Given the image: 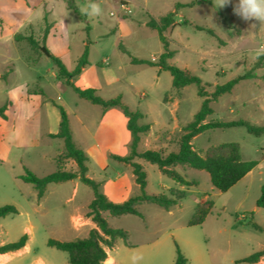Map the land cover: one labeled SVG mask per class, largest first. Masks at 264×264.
<instances>
[{
	"label": "rangeland",
	"instance_id": "1",
	"mask_svg": "<svg viewBox=\"0 0 264 264\" xmlns=\"http://www.w3.org/2000/svg\"><path fill=\"white\" fill-rule=\"evenodd\" d=\"M196 1L199 0H129L126 14L121 0H95L102 14L89 17L80 11L88 0H74L77 11L68 8L65 0H0V80L6 78L0 81V106L14 101L17 110L21 109V95L26 91L40 95L44 91L46 95L28 120L26 141L5 152L0 161V207L16 206L13 202L21 201L22 194L35 191L33 185L19 178L24 167L39 177L58 169L57 156L64 153V141L49 136L56 130L59 117L53 101L67 111L76 144L84 151L95 146L106 159L104 167L98 158L90 157L87 162V176L98 183L99 192L114 203L140 194L132 167L109 156L131 153L132 134L122 111H104L80 98L65 84L48 56L24 36L41 42L45 28L55 23L46 48L50 53H62L59 56L70 71L75 69L89 40V64L73 83L80 88H95L97 96L104 100L121 96L131 110L143 114L140 125H151L148 132L141 134L137 152L162 150L169 154L178 149L176 140L193 121L203 98L194 83L180 90L173 88L171 74L156 65L164 47L158 32L147 23L176 10L177 4ZM201 2L177 9L176 24L165 31L169 50L174 53L167 63L189 69L211 94L216 85L229 82L261 61L263 67L255 70L256 79L240 81L231 93L211 102L214 113L207 121L247 120L264 126V55L255 56L256 49L264 45V29L259 21H246L234 13L238 0H231L223 8H217L214 0ZM196 26L214 30L217 37ZM16 35L23 36L16 40ZM133 58L141 63H134ZM15 109L13 106L10 110L11 119L16 116ZM224 143H238L244 161L259 162L245 180L227 192L216 189L207 172L177 166V171L194 185L180 188L185 190V197L170 210L143 204L139 208L143 218L103 212L110 226L130 234L128 242L118 239L111 251L118 264H132L133 254L143 257L139 264H174L176 244L188 264H251L244 259L256 252L263 255L255 264H264V231L247 224L248 212L253 211L254 221L264 229V208L256 207L264 184V135L232 127L208 130L192 140L193 148L201 155ZM134 160L144 165L149 193L169 195L171 188L178 187L156 165L141 157ZM59 164L67 171L78 170L76 162L63 155ZM75 185L74 181L50 184L45 198L31 204L33 210L21 209L16 215L1 218L0 240L17 241L26 234L22 233L24 226L40 224L32 248L68 262V254L48 246V239L71 241L88 236L95 228L92 224L78 227L72 219L78 215L89 217L88 205L95 196L89 185L78 180V190L74 191ZM207 200L214 203L212 212L203 224L190 226L196 206Z\"/></svg>",
	"mask_w": 264,
	"mask_h": 264
},
{
	"label": "trees",
	"instance_id": "2",
	"mask_svg": "<svg viewBox=\"0 0 264 264\" xmlns=\"http://www.w3.org/2000/svg\"><path fill=\"white\" fill-rule=\"evenodd\" d=\"M65 3L68 8H72L76 11L78 10L74 0H65ZM201 3V0H199L190 5L177 4L176 10L171 11L159 20L151 19L147 23L150 28L158 32L164 47V53H162L160 61L156 65L160 70L168 71L171 74L173 88L180 90L181 88L194 83L197 86L198 95L203 98L201 108L195 114L193 121L184 127V133L176 140L178 149L169 154H164L162 150H147L141 154L137 152L141 134L148 132L151 126L140 125L138 121L143 117V114L139 111L131 110L130 107L122 101L121 96L104 100L97 96V90L95 88H80L71 82V80L78 76L89 64V40L86 42L85 50L82 56L78 59L75 69L71 71L66 68L60 57H57L49 52L48 58L54 66H56L59 76L67 85L73 88L75 93L80 98L88 100L94 105L101 106L104 111L110 108H119L127 118V127L132 134L131 153L128 156H120L116 154H110L109 156L114 160L126 163L132 167L135 181L140 188L139 195L132 196L128 200L121 203H114L104 194L100 193L98 190V183L94 179L87 176V162L89 161V158L85 151L80 148L73 139L67 111L63 106L53 102L54 106L59 110L60 123L59 131L56 134H51L50 137L60 138L64 141V153L62 155L73 159L76 162L78 170L72 172L63 169L59 164V159L62 155H58V169L54 173L44 177H39L24 167V172L19 175V178L24 183L32 184L37 190L40 198L43 196L46 187L49 184L66 182L76 178H79L81 182L89 185L94 190V199L88 205V216L91 217L97 227L92 229L88 236L83 238H76L71 241H59L49 238L47 241L48 246L62 250L68 254L69 264H105L108 258L106 248H113L119 238L128 242L130 237L129 232L110 226L106 218L103 216V212H109L113 216L135 215L143 218V215L139 210L141 205L155 204L168 211L173 206L179 204L185 197V190L180 188H172L169 195L163 193H149L147 191V172L141 163L134 160L136 157H141L148 163L156 165L162 174L171 178L180 187L187 188L194 185V183L189 181L186 176L178 172L176 169L177 166H188L196 170L205 171L209 174L212 185L221 192H227L258 165L259 162L256 160H242L240 145L238 143H224L218 146H212L207 150L205 155H201L193 148V138L205 131L213 129L243 127L249 134L255 136L264 135V126L253 124L247 120L225 122L210 119L207 121V119H209L214 113V110L211 107V102L217 100L220 96L226 93H231L233 88L240 81L257 78L258 75L255 70L263 67L261 61L258 60L254 64L253 68L244 74L237 76L223 85H216L211 94H208L201 79L193 76L189 69L179 68L167 63V59L172 58L174 53L169 50V44L165 36V31L176 24L175 15L177 13V9ZM187 23L188 21L185 19V24ZM49 29L50 27L45 28L41 42L36 41L31 36H24V39L28 40L32 43V45H37L41 50L42 47H46L45 39ZM196 29L200 31H207L211 35L217 37L212 29L202 26H196ZM19 36L23 35H16L15 39L17 40ZM120 48L124 53L129 54L123 45H120ZM132 61L134 63H141V61L136 58H133ZM2 79L5 80L6 78ZM41 95L46 96L44 91ZM8 106V102L3 106H0L1 119L7 120ZM213 207L214 203L211 200L198 204L189 221V225L196 226L203 224L207 216L212 212ZM256 207L264 208V184L261 186V192L256 201ZM17 213L18 210L14 205L9 204L0 207V218H5ZM248 214L250 215V219L247 224H251L255 229L264 231V229L254 221V212L251 211L248 212ZM27 238L28 237L25 234L17 241L0 245V253L22 248L26 244ZM261 255H263V252H256L245 258L244 261L255 264L259 261V257ZM174 264H188V259L182 253L177 244Z\"/></svg>",
	"mask_w": 264,
	"mask_h": 264
},
{
	"label": "crops",
	"instance_id": "3",
	"mask_svg": "<svg viewBox=\"0 0 264 264\" xmlns=\"http://www.w3.org/2000/svg\"><path fill=\"white\" fill-rule=\"evenodd\" d=\"M129 3H130L129 0H121L122 9L124 10V12L126 14L129 11ZM120 22H122V21L120 20ZM50 24H51V26H50L49 32L46 36L45 43H47L48 37L52 33V31L55 27L54 26L55 23H50ZM65 51H67V48L64 50V52ZM52 52L54 53V54L52 53L53 55L57 54L58 56L55 55L57 57H60L59 55L62 54V53H56L54 51H52ZM83 71H84V69L82 70V72L79 75H81L83 73ZM0 81H4V80H0ZM71 82L73 83V79L71 80ZM46 100H48V99H46ZM20 102L22 104V107L19 110H17V107H18L17 103L15 105L14 101L9 102V106H8V110H7V116H8L7 120L0 118V159L5 158L4 157L5 152L10 151L13 147H18L20 144H23L26 141L25 138L28 134V124H29L28 120L34 116V110H35L36 106L38 104L39 105L42 104L44 102V99H43V96L40 94H28V91H26V93H24V92L22 93ZM13 106H15V108H16L14 110V113H16V116L14 119H11L10 110L13 108ZM59 123H60V113H59V117L57 119V128L55 131L49 133V136L51 134H56L59 131ZM85 153L87 154L88 158H90V157L98 158L100 160V162L102 163L101 165H103V167H104V162L105 163L107 162L106 159L104 158L103 154L101 153V151L98 148H96L95 146H91L88 150L85 151ZM242 160H244V159L242 158ZM251 172H249L239 182H242L243 180H245L251 174ZM78 180L81 181L79 178L70 180V181H74L76 184L74 191L78 190ZM66 182H69V181H66ZM61 183H65V182H61ZM51 184H58V183H51ZM48 186L46 187V190H45V192L41 198L38 196V192L35 188H34L35 191H32V192L29 191L30 193L28 192V194H22L21 195V201L13 202V204H15L17 206L16 208H17L18 212L21 211V209H24L27 211L28 208L30 209V211L33 210L31 207V204H33V201H41L45 198ZM173 188H181V187L178 186V187H173ZM10 216H12V215H10ZM72 219L76 222V226H78V227L89 225V224H92L93 227H95V228L97 227L96 224L92 221L91 217L78 215L77 217L73 216ZM40 227H41L40 224H38V226H35L32 223L24 226L22 229V231H23L22 233H26V235L28 237L26 244L18 250L0 253V264H36V261H38V260H43L44 264H69V262L60 261L52 253H49L47 251L40 252L38 249L32 248L31 244L34 240L36 229H38ZM1 233H3V228L0 225V234ZM119 239H122V238H119ZM15 240H16V238L15 239H1L0 245H4V244L10 243L11 241H15ZM117 241H118V239H117ZM117 241H116V243H117ZM114 247L113 248H106L107 253H108V258H107L105 264H118L116 259L111 255V251L114 249Z\"/></svg>",
	"mask_w": 264,
	"mask_h": 264
},
{
	"label": "clouds",
	"instance_id": "4",
	"mask_svg": "<svg viewBox=\"0 0 264 264\" xmlns=\"http://www.w3.org/2000/svg\"><path fill=\"white\" fill-rule=\"evenodd\" d=\"M231 3V0H214L217 8H223ZM80 11L89 16L95 17L102 14L101 6L95 0H88V3L83 6ZM234 13L246 21L256 20L261 24V29H264V0H238V3L233 8ZM255 27V25H252ZM264 55V45L259 46L255 51V56L259 58ZM143 259L141 255L133 254L131 257L132 264H139ZM36 264H44L43 260L36 261Z\"/></svg>",
	"mask_w": 264,
	"mask_h": 264
},
{
	"label": "water",
	"instance_id": "5",
	"mask_svg": "<svg viewBox=\"0 0 264 264\" xmlns=\"http://www.w3.org/2000/svg\"><path fill=\"white\" fill-rule=\"evenodd\" d=\"M41 51L45 54V55H49V51H48V49L46 48V47H42L41 48Z\"/></svg>",
	"mask_w": 264,
	"mask_h": 264
}]
</instances>
